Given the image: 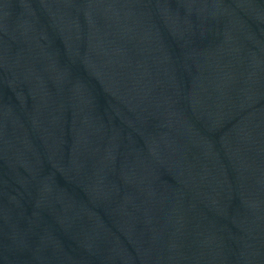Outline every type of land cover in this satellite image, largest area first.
I'll use <instances>...</instances> for the list:
<instances>
[{
    "label": "water",
    "instance_id": "95a60500",
    "mask_svg": "<svg viewBox=\"0 0 264 264\" xmlns=\"http://www.w3.org/2000/svg\"><path fill=\"white\" fill-rule=\"evenodd\" d=\"M0 264H264V0H0Z\"/></svg>",
    "mask_w": 264,
    "mask_h": 264
}]
</instances>
